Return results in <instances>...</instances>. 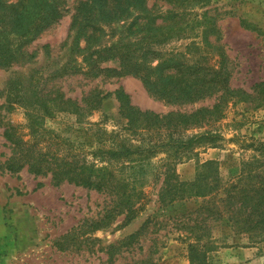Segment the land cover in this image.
<instances>
[{"label":"rangeland","instance_id":"obj_1","mask_svg":"<svg viewBox=\"0 0 264 264\" xmlns=\"http://www.w3.org/2000/svg\"><path fill=\"white\" fill-rule=\"evenodd\" d=\"M12 2L15 0H0L1 10L9 12L6 6ZM76 2L65 0L64 16L26 47L34 55L29 63L0 68V119L4 123L24 128L26 122L24 109L12 102L15 84L19 83L20 90L27 96L39 85L44 93L64 95L65 99L77 101L83 107L80 114L57 111L55 117L47 118L45 126L55 139L52 137L43 145L54 150L59 148L57 143L67 140L71 144L69 148L66 143L65 149L72 148L75 153L86 155L85 151L90 152L95 146L92 134L96 129L130 146H140L142 138L148 146L156 138L154 131L135 134L130 130L128 119L122 115L120 103L113 94L119 89L129 95L133 106L162 115L172 111L190 114L201 108L211 109L219 102L221 87L186 102L159 98L147 89L140 74L133 70L127 72L118 60L101 63L93 74L85 66L80 74L63 78L57 75L70 62L71 65L82 63L81 56L72 54L76 37L72 15ZM147 8L152 9V16L171 9L155 0H149ZM207 10L209 16L215 17L213 22L195 26L193 19L187 16L186 20L193 21L194 29L187 28L181 38L165 43L156 41L151 44L153 54L147 59L138 54L136 59L142 72L150 78L149 83L159 88L165 83L162 76L172 74L170 67L178 66L179 69L189 68L184 70L187 80L196 78L193 73L197 71L208 77L214 71L226 72V87L250 95L246 102L237 97L230 99L219 120L184 132L183 136L188 137L205 132L216 136L215 142L203 141L176 165V174L184 183L195 180L199 166L210 161L218 163L224 180L239 175L244 162L264 163V153L256 150L264 144V103H261L264 95L256 90L257 85L264 84V0H207L195 9L199 21ZM0 16L5 15L0 11ZM241 20L257 30L244 28ZM129 21L101 23L99 38L91 46L102 48L118 41L141 40L146 31H129ZM83 46L85 41L82 40L80 47ZM106 68L112 71L101 70ZM157 86L153 88L160 90ZM3 131L0 126V165L11 156ZM22 131L28 133L26 129ZM80 144L84 152L76 149ZM163 158L164 154H158L152 162L158 163ZM87 159L92 161L91 155H87ZM161 185L162 178L150 176L144 187L143 207L132 221L125 224L124 216L119 215L106 225H97L111 206L109 195L67 183L55 187L51 176H34L27 169L18 174L0 169V264H191L189 244L195 241L183 224L190 217L196 218L188 214L204 200H182L163 207L158 198ZM225 225L212 219L207 221L210 237L206 241L214 246L208 254V264H264V242L253 244L248 236H236ZM143 226L138 243L127 252L124 248L110 263L101 248L126 241ZM67 235L70 236L64 239ZM63 241L68 246L65 251L57 247V242Z\"/></svg>","mask_w":264,"mask_h":264},{"label":"trees","instance_id":"obj_2","mask_svg":"<svg viewBox=\"0 0 264 264\" xmlns=\"http://www.w3.org/2000/svg\"><path fill=\"white\" fill-rule=\"evenodd\" d=\"M76 1L72 15V29H76L72 54L81 56L82 63L71 65L70 62L57 75L63 78L80 74L85 66L89 73L93 74L100 69L101 63L118 60L127 72L133 70L140 74L147 89L156 93L159 98L174 103L186 102L196 95L221 87L219 102L211 109L201 108L190 114L172 111L162 115L142 111L133 106L129 95L119 89L113 94L120 103L122 115L128 119L130 130L135 134L154 131L156 138L151 140L148 146L144 144L143 138L140 139V146H130L125 141H118L105 131L96 129L92 134L95 139L92 145L95 146L90 152L85 151V155L81 152L75 153L72 148L65 149L66 143H69L67 140L57 143L59 148L54 150L43 145L53 137V133L45 126L47 118L55 117L57 111L80 114L83 107L77 101L65 99L64 95L51 96L44 93V89L39 85L27 96L22 93L21 86L17 83L14 86L15 91L11 93L14 96L12 102L24 109L26 122L22 128L12 123H4L0 119V126L4 129L3 137L11 148V156L0 165V169L10 174H18L27 169L34 176H51L55 187L67 183L109 195L111 206L97 225H106L119 215L124 216L125 224L132 221L143 207L146 196L144 187L148 184L150 176L162 178L158 194L161 206L196 198L204 200L195 211L188 214L195 215L196 218L190 217L188 222L183 224V228L189 230L191 239L195 241L189 244L191 264H208V254L214 249V246L206 241V238L210 237L208 219L225 222V226H228L234 235L248 236L253 244L264 242L263 162L260 165L244 162L240 174L230 180L222 178L218 163L213 161L200 165L195 180L190 182L180 181L175 170L176 165L203 141H216V136H213L215 134L210 132L191 137L183 136L184 132L211 120H219L230 99L237 97L246 102L249 101L250 95L242 90H230L226 87V72L214 71L208 77L207 74L197 71L193 73L196 78L187 80L184 70L189 68L179 69L178 66L170 67L172 74L162 76L165 83L159 88L156 84L149 83L150 78L142 72L136 61L138 54L146 59L153 54L151 44L154 45L156 41L165 43L181 38L187 28L192 30L195 26H207L213 22L215 17L209 16V10L203 13L201 21L198 19L199 13L195 11L207 0H155L164 2L171 8L165 14L157 16H152V9L147 8L149 0ZM64 6L65 0H15L6 6L9 12H3L0 6L2 15H5L0 16V68L7 69L29 63L34 55L29 53L26 47L64 16ZM187 16L194 22L186 20ZM114 20H131L128 22L129 31L142 29L146 34L138 41H118L102 48H93L91 45L99 38L101 23ZM142 20L145 21L144 24L140 22ZM158 20L162 22L157 23ZM240 23L246 29L257 30L256 27L246 25L245 21L241 20ZM82 40L85 41V46L80 47ZM140 44L143 47H138ZM101 70L112 71L109 68ZM155 86L160 90L153 88ZM256 88L264 95V84H259ZM261 101L264 103V98ZM88 106L90 107L89 104ZM22 129L28 130V133L25 134ZM81 148L82 144L76 149L83 151ZM256 150L264 153V144H260ZM158 154H164L165 158L153 163L152 158ZM87 155H91L92 161L87 159ZM144 229L143 226L126 241L110 245L106 249L101 248V251L105 250L108 261L113 263L115 257L123 253L124 248L127 252L138 243L137 238ZM69 236L63 238L67 239ZM57 247L61 251L68 249L64 241L57 242Z\"/></svg>","mask_w":264,"mask_h":264}]
</instances>
